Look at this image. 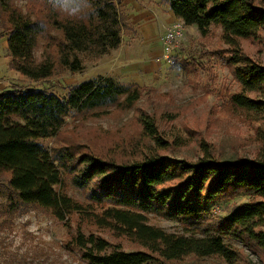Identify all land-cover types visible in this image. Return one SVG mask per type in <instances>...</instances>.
<instances>
[{"label":"trees","instance_id":"trees-1","mask_svg":"<svg viewBox=\"0 0 264 264\" xmlns=\"http://www.w3.org/2000/svg\"><path fill=\"white\" fill-rule=\"evenodd\" d=\"M22 1L20 7L17 0H0V30L7 35L10 68L31 80L65 70L81 72L82 54L95 58L110 54L120 46L127 28L119 0H82L76 17L56 10L51 0ZM160 1L185 25H196L202 36L211 26L221 28V38L230 46L227 62L239 84L231 103L264 120V65L241 52L238 44V39L264 30V0ZM38 47L39 59L35 57ZM141 91L136 83L116 84L110 77L73 84L67 97L19 84L0 90V188L4 192L0 189V194L7 200L0 206V233L20 206L31 205L49 211L58 221L78 214L145 249L126 251L83 232L79 225L69 241L89 264H147L190 255L252 264L241 262L240 251L224 237L238 241L264 264V153L234 161H219L207 152L196 162L162 156L171 142L145 112L135 114L141 131L131 148L136 149L139 141H150L153 152L140 160L118 162L90 149L78 150L69 142L51 149L42 143L59 133L68 116L109 106L130 108ZM64 176L87 191L89 206L63 191ZM239 193L249 198L228 216L207 215L213 200ZM149 214L179 221V229L153 225Z\"/></svg>","mask_w":264,"mask_h":264},{"label":"rangeland","instance_id":"rangeland-1","mask_svg":"<svg viewBox=\"0 0 264 264\" xmlns=\"http://www.w3.org/2000/svg\"><path fill=\"white\" fill-rule=\"evenodd\" d=\"M119 1L127 23L121 35L125 49L120 54L118 50L99 58L89 53L82 54L84 67L81 72L65 70L39 81L25 77L11 86H35L59 97H67L73 84L110 77L116 84H138L142 87L141 97L130 108L109 106L82 115H70L59 133L41 140L42 143L51 149L69 142L78 150L90 149L118 162L140 160L153 152L148 146L150 141H139L136 149L131 148V144L137 143L141 131L135 114L145 112L155 118L160 133L171 142L161 152L162 156L196 162L207 152L219 161H234L264 153V120L244 113L231 103V95L239 90V84L234 78L232 66L227 62L231 54L230 46L222 40L221 28L211 26L209 33L202 36L196 25H185L177 17L170 20L168 16L171 15L160 2L126 0L124 4L123 0ZM17 4L24 6L22 0H17ZM143 10L153 22L150 34L145 30L135 31V26H131L136 22H145L143 13L138 19L134 17ZM126 16L134 23L130 25ZM174 25L179 36L172 41L168 56L154 60L159 54L162 35ZM146 41L151 42V46L146 47L148 51L145 52ZM238 44L241 52L264 65V30L252 38L238 39ZM40 53L41 48H36L37 59ZM61 187L80 204H91L87 191L73 186L69 176H64ZM0 189L3 192V188ZM248 198L249 195L244 193L217 198L208 205L207 215L224 218ZM6 203L5 196L0 194V206ZM95 210L99 211V208ZM148 217L151 224L167 231L179 229V221L154 214ZM67 219L58 221L42 208L20 206L11 224H7L8 228L0 233V264H17V259L24 260L22 264H89L69 241L79 225L83 232L101 236L126 251L145 250L136 242L108 228L98 227L78 214L73 213ZM223 239L240 251L241 262L248 263L249 260L252 264H263L257 255L238 241L229 237ZM147 264L228 263L219 256L190 255L179 260H158Z\"/></svg>","mask_w":264,"mask_h":264},{"label":"crops","instance_id":"crops-1","mask_svg":"<svg viewBox=\"0 0 264 264\" xmlns=\"http://www.w3.org/2000/svg\"><path fill=\"white\" fill-rule=\"evenodd\" d=\"M154 1L160 2V4L162 5V8H164L166 11H168V13H169L168 15H171V16H168V18L170 20L172 18L177 19L167 4L161 2L160 0H154ZM123 3L126 4V0H123ZM132 4H134L133 1H132ZM135 9H136V7H135ZM142 13L144 15L145 22H141V23L136 22V24L133 25L132 23H134V22L128 21L129 17L126 16L127 21L130 25L132 24L131 26H133V27L135 26L133 28L135 31L139 32L141 30H143V31L145 30L148 34H150L149 32L152 28V23H153L151 17L146 12H144V10L140 11L138 13V15L136 14L134 17L136 19H138ZM147 33H146V35H148ZM132 40H130L129 42H131ZM149 46H151V42H149V41L144 42V48L149 47ZM124 49H125V45H124V41L121 37L120 46L116 50H118V54H120ZM146 50L148 51L147 48L144 49L145 52H146ZM161 54H162V45L160 47L159 54H157V56H155L154 60H156V61L161 60L162 59ZM108 55H110V54H108ZM115 58L116 57H114V59ZM24 79H25L24 75H22V74L18 73L17 71L10 68V55L8 52L7 35L2 33L0 30V90L6 89L5 87L11 86L12 83H17V81H20V80L22 81Z\"/></svg>","mask_w":264,"mask_h":264},{"label":"clouds","instance_id":"clouds-1","mask_svg":"<svg viewBox=\"0 0 264 264\" xmlns=\"http://www.w3.org/2000/svg\"><path fill=\"white\" fill-rule=\"evenodd\" d=\"M52 6L69 17H76L81 13L82 0H51Z\"/></svg>","mask_w":264,"mask_h":264},{"label":"built area","instance_id":"built-area-1","mask_svg":"<svg viewBox=\"0 0 264 264\" xmlns=\"http://www.w3.org/2000/svg\"><path fill=\"white\" fill-rule=\"evenodd\" d=\"M178 36H179V32L175 25L173 28H168L166 32L162 35L160 41L162 45L161 58H166L168 56V53L171 49V43L172 41L176 40Z\"/></svg>","mask_w":264,"mask_h":264}]
</instances>
